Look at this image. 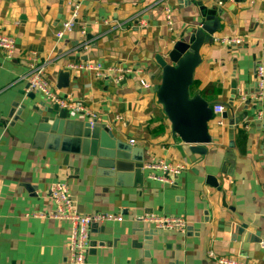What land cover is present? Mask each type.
<instances>
[{
    "label": "crops",
    "instance_id": "obj_1",
    "mask_svg": "<svg viewBox=\"0 0 264 264\" xmlns=\"http://www.w3.org/2000/svg\"><path fill=\"white\" fill-rule=\"evenodd\" d=\"M70 1L81 4L80 15L59 39ZM204 3L222 11L221 29L200 50L193 92L212 107L223 104L228 118L223 113L219 125L214 114L213 141L196 152L173 132L156 91L162 81L157 56L203 19L191 1L0 0V28L17 45L12 58L0 51V264H75L70 222L35 215L54 210L50 187L58 181L69 185L81 213L123 216L93 225L85 264H217L211 252L264 264V89L256 77L264 67V0ZM223 37L242 41L224 46ZM32 59L46 64L57 93L96 112L98 125L112 134L113 153L127 158L119 160L120 169L111 171L117 159L92 153L76 135L42 128L54 104L27 91ZM97 63L106 77L69 67ZM137 68L142 75L131 72ZM71 117L77 129L88 120ZM231 120L238 121L233 130ZM159 160L184 166L174 184L155 177L164 175L150 166ZM148 213L184 217L186 232L133 220Z\"/></svg>",
    "mask_w": 264,
    "mask_h": 264
},
{
    "label": "water",
    "instance_id": "obj_2",
    "mask_svg": "<svg viewBox=\"0 0 264 264\" xmlns=\"http://www.w3.org/2000/svg\"><path fill=\"white\" fill-rule=\"evenodd\" d=\"M189 1L199 8L203 19L200 26L184 31L166 56H157V62L162 68V81L156 86V91L173 132L190 144L193 151L205 152L207 149L203 145L213 141L209 134V122L213 119L214 112L213 107L199 91L193 92V76L195 69L203 61L200 54L202 46L210 42L213 39L211 37L221 29L222 11L218 8H208L203 0ZM62 76H69V73L65 72ZM223 117L228 118V114L224 113ZM71 118L67 110L53 105L46 110L43 118L45 126L42 128L48 132L76 135L91 148L92 153L104 158L117 159L109 166L111 171L120 169L119 160L127 158L113 153L116 144L113 145L107 140L112 134L99 126L97 120L81 122L82 129H77L74 119ZM237 123L238 121L231 120V130ZM138 161L136 167L143 168L142 159ZM209 182L220 189L214 177H211Z\"/></svg>",
    "mask_w": 264,
    "mask_h": 264
},
{
    "label": "built area",
    "instance_id": "obj_3",
    "mask_svg": "<svg viewBox=\"0 0 264 264\" xmlns=\"http://www.w3.org/2000/svg\"><path fill=\"white\" fill-rule=\"evenodd\" d=\"M207 1V0H203ZM71 6V16L70 18L63 22L62 28L57 32V37L59 39L63 38L68 32H71L80 15L81 4L76 1H70ZM166 20L168 27L173 31L174 22L172 20L171 12L168 8L165 11ZM240 38L236 37H223L218 42L224 46L237 44L241 42ZM16 40L10 34L3 32L0 28V51L6 55L7 58H12L16 52ZM71 69H85L87 71H94L99 77H106L108 75L101 64H70ZM29 70L26 74V79L28 82V92H34L41 94L45 100L49 101L54 105H58L61 109L67 110L70 114H80L87 116L88 120L92 122L97 118V114L87 105L82 102H77L72 99L61 96L53 88L51 83L47 78L46 64L36 63L34 59L29 62ZM132 73L136 75H142L143 70L141 68L132 69ZM257 85L259 90L264 89V67L259 66L257 70ZM141 84L145 88H149L151 84L144 78H141ZM226 110L223 104H216L213 107V112L215 115L219 116V125H224L225 121L221 118L222 114ZM134 144L135 141L131 140ZM152 168L161 170L164 175L162 177L155 176L156 178L165 181L170 184H174L176 176L184 169V166H171L165 163L163 160H159L150 165ZM50 197L54 203V210L49 213L39 212L35 214L40 218L67 220L71 224V231L69 235V255L71 261L75 264H85L89 253L91 252L92 246V228L94 224H101L108 221H120L122 220V214H111V213H100L96 212L90 215L83 214L78 210L77 202L74 196L71 194L70 187L68 184L58 181L54 182L50 187ZM133 220L137 223H143L153 226L156 230L161 231H180L186 232L188 227V222L184 217L181 216H166L158 215L153 213L143 214L136 216ZM259 245L264 249V238L259 241ZM210 257L217 264H254L251 260L247 258H238L230 256H220L213 252L210 253Z\"/></svg>",
    "mask_w": 264,
    "mask_h": 264
}]
</instances>
